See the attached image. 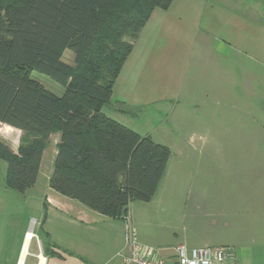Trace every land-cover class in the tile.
<instances>
[{
	"label": "crops",
	"instance_id": "1",
	"mask_svg": "<svg viewBox=\"0 0 264 264\" xmlns=\"http://www.w3.org/2000/svg\"><path fill=\"white\" fill-rule=\"evenodd\" d=\"M175 99L176 106L181 105L180 133L207 136L201 146L187 143L188 152L214 153L207 156L204 166L219 176L210 173V195L219 201L209 213L212 225H218L219 217L244 216L248 225L263 222L264 0H174L168 9L153 10L133 41L113 87V101L134 109L170 104ZM110 109L105 113L120 122L119 115H127ZM218 135L224 136V143H217ZM185 151L184 146L181 153ZM169 164L170 157L155 194ZM49 190L40 252L45 264H128L123 219L106 216L50 186ZM129 215L132 222L130 208ZM251 216L260 218L251 221ZM188 243L184 238L170 246L151 247L158 257L171 260L180 244L188 248L225 246ZM253 262L240 255L235 264Z\"/></svg>",
	"mask_w": 264,
	"mask_h": 264
},
{
	"label": "trees",
	"instance_id": "2",
	"mask_svg": "<svg viewBox=\"0 0 264 264\" xmlns=\"http://www.w3.org/2000/svg\"><path fill=\"white\" fill-rule=\"evenodd\" d=\"M173 1L0 0V122L24 134L17 152L0 139L9 188L34 186L48 140L59 132L53 189L115 219L132 201L153 198L170 148L103 108L134 113L113 101V87L153 10ZM67 49L74 64L63 60ZM33 70L64 92L46 88Z\"/></svg>",
	"mask_w": 264,
	"mask_h": 264
},
{
	"label": "rangeland",
	"instance_id": "3",
	"mask_svg": "<svg viewBox=\"0 0 264 264\" xmlns=\"http://www.w3.org/2000/svg\"><path fill=\"white\" fill-rule=\"evenodd\" d=\"M127 40L130 41V38ZM63 60L74 64L73 51L67 49ZM31 74L54 93L61 95L64 92L65 87L49 75L37 70H33ZM169 102L170 104L160 106L134 108L133 114L119 115L120 120L128 127L142 135L151 134L154 141L168 146L171 151L169 169L156 196L148 203L134 200L130 204V214L138 238L155 248L184 242V238L188 239V244L206 241L209 242L207 245H225L237 250L235 263H238L241 255L249 258V263L253 260L251 264H264V217L263 222H250L249 225L244 222V216L219 217L218 225H212L209 213L219 201L212 200L210 186L212 176H219L214 169L209 171L204 166L207 156L214 153L188 152L190 149L187 148V143L201 146L207 136L192 137V133L188 134L189 131L181 134L178 127L181 105L176 106V99ZM103 110L111 112L107 106ZM183 112L185 114L187 111ZM23 136L22 131L10 130L0 123V139L10 144L14 152L21 144ZM215 138L217 143H224V136L218 135ZM59 140V132L51 134L42 156L37 181L24 193L6 186L7 162L0 158V264H17L25 232L30 228L35 236L26 264H37L39 261L37 255L43 248L44 240V201L46 195L52 193L49 190V179L54 170ZM184 146L186 151L181 153ZM198 166L203 167L202 171ZM211 203L215 204L211 206ZM127 216L130 217L129 213L123 219L125 222ZM250 218L252 221L260 217ZM225 221L229 222L228 227Z\"/></svg>",
	"mask_w": 264,
	"mask_h": 264
},
{
	"label": "built area",
	"instance_id": "4",
	"mask_svg": "<svg viewBox=\"0 0 264 264\" xmlns=\"http://www.w3.org/2000/svg\"><path fill=\"white\" fill-rule=\"evenodd\" d=\"M125 223V241L129 248L125 260L128 264H235V250L227 246L188 248L180 244L173 259L160 258L153 247L139 241L130 217L127 216Z\"/></svg>",
	"mask_w": 264,
	"mask_h": 264
},
{
	"label": "bare ground",
	"instance_id": "5",
	"mask_svg": "<svg viewBox=\"0 0 264 264\" xmlns=\"http://www.w3.org/2000/svg\"><path fill=\"white\" fill-rule=\"evenodd\" d=\"M34 231L30 228L25 235V240L22 246V251L19 256L17 264H26L27 256L29 254L30 245L34 238ZM38 264H45V256L43 254H39V262Z\"/></svg>",
	"mask_w": 264,
	"mask_h": 264
}]
</instances>
